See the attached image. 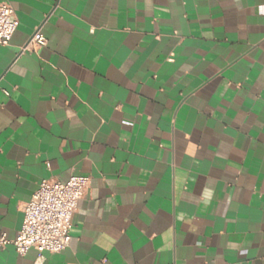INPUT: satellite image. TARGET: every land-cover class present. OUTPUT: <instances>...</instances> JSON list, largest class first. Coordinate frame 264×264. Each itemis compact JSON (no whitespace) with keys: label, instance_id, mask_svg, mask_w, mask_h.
Returning a JSON list of instances; mask_svg holds the SVG:
<instances>
[{"label":"crops","instance_id":"1","mask_svg":"<svg viewBox=\"0 0 264 264\" xmlns=\"http://www.w3.org/2000/svg\"><path fill=\"white\" fill-rule=\"evenodd\" d=\"M1 2L0 235L91 181L66 250L0 264H264V0Z\"/></svg>","mask_w":264,"mask_h":264},{"label":"built area","instance_id":"2","mask_svg":"<svg viewBox=\"0 0 264 264\" xmlns=\"http://www.w3.org/2000/svg\"><path fill=\"white\" fill-rule=\"evenodd\" d=\"M19 27L13 7L0 3V46H9ZM47 44L38 29L22 48V53ZM91 179L72 176L67 182L43 180L31 200L24 206V221L13 240L0 235V251L14 246L20 256L34 249L40 255L60 254L71 244L72 218L90 186Z\"/></svg>","mask_w":264,"mask_h":264}]
</instances>
